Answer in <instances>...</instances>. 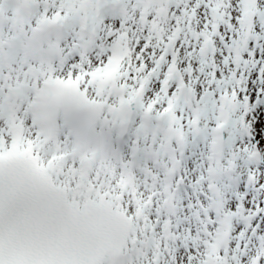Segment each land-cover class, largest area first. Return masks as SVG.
I'll list each match as a JSON object with an SVG mask.
<instances>
[{
    "label": "bare ground",
    "instance_id": "6f19581e",
    "mask_svg": "<svg viewBox=\"0 0 264 264\" xmlns=\"http://www.w3.org/2000/svg\"><path fill=\"white\" fill-rule=\"evenodd\" d=\"M19 1L26 2L30 9L28 16L26 18L24 16L23 21H21L27 27L35 23V21H32L34 16L50 11L52 8H55V10L50 11L51 14L41 15V17L59 20V18L66 16L69 20H72L81 18V15H87L90 11V5L80 9L82 8L80 3H85L88 0ZM145 1L146 4L151 6V14H156L151 23V25L157 23V27L153 28L154 34L152 36L147 35L146 27L134 20L133 17L131 18L134 23L133 26H128L125 23L128 28L126 33L123 31V27L116 26L115 17L108 16L99 22L100 28L96 41L92 42L93 45L96 42L99 45H104L105 49L101 53H94L90 61L87 60L88 54L93 52V47L91 46L87 55L84 56L83 54L89 33L82 34L81 38L78 33L68 32L69 39L75 45L70 46L67 42L60 43L61 57L56 62L39 68L36 64H33L34 61L31 57H24L21 50L20 53L16 54L17 46L15 44L11 43L9 46H3L4 40L15 37V31L11 25L10 28L5 30L0 28V89H3L4 92L3 94L0 93V101L5 94L10 95V99L6 100L4 98V104L7 103L8 108L4 110L0 106V155L5 149H8L7 144L11 139L12 130L18 129L22 134V145H30L35 150L36 154L39 155L42 166L46 168L56 185L61 188V193L76 209L82 211L89 205V202H92L94 207L106 210L112 215L115 213L123 214L127 218L130 228L128 241L133 233L142 241L141 232L144 221L147 226V234L144 236L148 244L147 248L142 246L138 254H135L134 251L124 247L121 254L123 255L126 252L127 258L123 259L121 257L117 264L175 263L171 261L170 257L172 243L170 239L173 238L174 234L172 230L167 229L168 227L162 215L165 204L167 206L170 203V200L161 190L162 178L168 173V176L176 182L181 181L185 184L184 178L193 174L197 175L204 168L202 159L204 132L202 131L196 136L185 135L184 140H180V142L178 140L181 131H184V134L191 132L194 122L202 120L201 109L205 102L204 98L195 89L194 79L196 74L201 76L205 73L207 63H204L203 59L193 54L192 65L195 70L191 72V77L188 80L184 77V70L188 69V66L186 68L181 62L186 54L185 45L177 52L175 63L172 64L174 66L168 69L166 74L165 71L168 65L161 74L160 65L156 64V60H152L150 54L151 52L153 54L152 50L149 52L148 49H143L140 55L136 54L137 50L136 48L133 49V46L139 42L143 35H147L146 38L153 37L154 44L147 46V48L154 49L155 46L159 45L163 34L168 29V23L164 19L160 20L158 13H163L161 12L163 8L165 12H168L165 3L169 4L170 0H157V2H160L155 4L151 2L152 0ZM17 2L11 0L5 6V9L10 12L11 5ZM250 4H253L252 9L254 11V0H247L246 5L250 6ZM128 5L127 13L131 16L136 9L135 1L129 0ZM170 11L171 8L167 16L171 13ZM216 11L217 14L219 13L220 19L221 13L217 6ZM250 13H252L251 6L248 10V14ZM172 15L175 20H185L184 15L178 17ZM11 20L14 21L13 17H11ZM78 28H80L79 23L76 27L77 32L79 31ZM186 35L185 39L191 41V34L188 32ZM250 35H253L252 30ZM177 38L176 33L169 37V39ZM80 44H82L81 47ZM110 44H112L111 51L113 54L110 57V62L106 64L102 61V58ZM168 50H172V46ZM123 51L122 55L121 52ZM75 53L76 56L72 63L67 66L63 65L65 58L67 56L72 57ZM117 54L120 60L113 67L111 59ZM138 60L141 61L135 64V61ZM143 60L146 63L143 64V70L140 72L138 66L140 63H144ZM172 71L173 75L167 80ZM58 73L69 81H77L81 91L86 93L92 103L100 107L95 119V138H99L97 143L102 144V147L96 160H93L86 150L79 154H73V138L63 129L50 135L40 136L34 135L29 124L28 104L25 107V101L32 94L31 90H34L44 78ZM159 75L166 76L160 81L158 79ZM176 77L179 79L178 83ZM200 79L206 84V93L210 97V104L208 105L214 108L211 81L209 77L205 76H201ZM31 80L34 81L32 86L33 81ZM172 82L177 83L174 89H170ZM103 83H105L104 87H102ZM202 96H205V94H202ZM188 99L192 100L190 109L185 107ZM182 100H184L185 106L182 105ZM133 101H136V104L129 113V104ZM229 101L230 99L227 98L224 108L219 106L215 108L218 111L217 113L215 111L210 113V117L208 115L207 119L213 117V129L219 128L222 131H229L227 126H230L232 121L235 120L228 106ZM144 114H148L151 119L149 124L143 125L140 121V117ZM226 116L229 117L227 122H225ZM124 120L126 121L129 137L125 144V151L116 155L109 146L112 137L120 131L121 123ZM188 148L190 150L186 153L185 150ZM172 149L177 157L172 156L175 167L169 168L166 157L168 153L172 152ZM130 152L135 154L137 162L130 161ZM152 153L158 155L157 162L153 159ZM178 163L181 164V168L177 169L176 165ZM154 179L158 180L156 184L153 182ZM182 208L184 209V206ZM187 224L188 221L184 218L183 226ZM202 227L207 230L206 227L208 226L202 225ZM151 228L152 233L150 232ZM166 241L167 244H165ZM199 242L200 240L194 242L190 245L191 248ZM204 243L206 251H209L211 246L207 241ZM189 257V264H197L195 256L189 254ZM176 263L186 264L181 261ZM98 264L112 263L108 259H104Z\"/></svg>",
    "mask_w": 264,
    "mask_h": 264
},
{
    "label": "rangeland",
    "instance_id": "374dc122",
    "mask_svg": "<svg viewBox=\"0 0 264 264\" xmlns=\"http://www.w3.org/2000/svg\"><path fill=\"white\" fill-rule=\"evenodd\" d=\"M242 3L243 0H172L170 3L171 13L165 19V22L168 23V29L163 34L159 45L155 46L154 49L147 48V46L154 44V39L153 37L146 38L148 35L146 29L147 35H143L139 42L133 46V49L136 48L138 55L143 49H148L149 52L152 50L153 54L150 53L152 60H156V64L160 65L159 70L162 74L170 60L175 57L172 53L164 55L161 48L163 41L173 25L179 24L184 30L176 39L173 52L177 53L183 48V45L186 46V54L181 61L186 68L188 66V69L184 70V77L189 80L191 72L195 70L192 65L193 54L207 63L205 73L201 76L209 77L211 81L214 108L211 106L210 108L208 105L210 104V97L206 93V84L201 81V76L196 74L195 89L205 102L201 109L202 120L194 122L191 132H186L184 136H196L203 131L206 146L210 127L213 125V117L207 119L208 115L210 117V113L215 112L216 106L220 103V96L225 95L230 99V112L235 120L230 126H227L229 131H224L225 149L220 156L215 157L214 166L220 175L219 195L223 197L221 207L225 214L229 213V222L233 226L232 264H256L255 256L261 250L258 242L264 239V227H259L257 232L252 235L250 227L254 220L250 217L256 211L258 214L264 189V0H258L257 24L253 29L252 36L247 33ZM216 6L219 7L221 16L219 20L213 21L209 15L211 12L219 16V13H216ZM126 8L124 12L117 13V16L114 15L119 17L114 20L116 26L123 27V31L127 33L128 28L125 23L128 26H133L134 23L131 16L128 15L129 13L125 14ZM50 11H54V8ZM50 11L44 14H48ZM172 14L177 17L184 15L185 20H175ZM133 16L137 20L136 17L139 16L137 9ZM186 25H188L187 28ZM98 32L99 29L96 36ZM188 32L191 34V41L185 39ZM205 38H210L213 46L205 53L199 54L201 40ZM112 44L108 47L110 48ZM104 47V45L96 43L87 60L90 61L94 53H101ZM109 48L102 58L104 62L110 54ZM142 58L144 59V56ZM140 61H135V64ZM143 62V64L146 63L144 60ZM162 77L163 75H159L158 79L161 80ZM174 86L175 84H172L173 88ZM182 105L185 106L184 100H182ZM255 148L261 153L262 161L254 156ZM206 168H209V162L205 163L204 169H201L197 175L191 176L188 182H193L195 183L194 186H199L200 183L197 180L206 177ZM235 180L238 181L237 184H235ZM200 189L205 190L202 186L198 190ZM192 202H196V199H185L183 203L190 205ZM187 213L189 214V212ZM191 216H189L190 221L192 220ZM241 216L249 218L248 224L245 225L241 222ZM192 226H194L193 223ZM179 232L183 239L179 237V241L172 247L174 250L172 261L175 262L172 264H177L178 261L189 264V254L197 256V263L200 264L203 256L201 254L202 248L197 246L190 248L193 233L185 228L180 229ZM200 236L202 237V235ZM258 263L264 264V257Z\"/></svg>",
    "mask_w": 264,
    "mask_h": 264
}]
</instances>
